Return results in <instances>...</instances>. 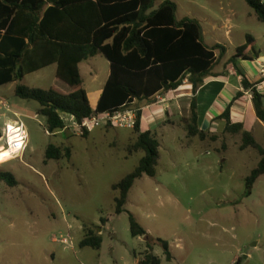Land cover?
<instances>
[{
    "label": "rangeland",
    "instance_id": "374dc122",
    "mask_svg": "<svg viewBox=\"0 0 264 264\" xmlns=\"http://www.w3.org/2000/svg\"><path fill=\"white\" fill-rule=\"evenodd\" d=\"M164 0H155L154 8ZM177 6V16L216 19L219 41L225 44V13L239 30H245L264 52V24L244 0H165ZM192 2V5L189 3ZM250 14V16H248ZM207 34L210 27L202 24ZM209 35L207 42H210ZM55 67L24 78L28 88L70 93L54 75ZM109 63L101 55L83 62L80 73L88 92L102 90ZM16 83L0 87V171L16 180L8 186L0 180V264H136L149 253L144 237L133 238L129 215L147 231L159 264H264V175L250 192L245 178L257 168L260 154L241 151V135L225 130L216 141L187 138L181 118L189 116L184 100L171 99L165 117L167 127L158 135L155 176H142L127 194L124 211L116 215L118 192L111 189L137 167L142 152H129L137 134L133 129L102 125L87 137L61 114L63 131L50 134L38 114L36 101L20 100ZM151 102H136L139 109ZM161 104V103H160ZM14 121L26 131L25 148L20 140L10 143L19 154L5 149L6 128ZM9 135L19 131L8 129ZM257 143L264 146V130L253 127ZM201 141V142H200ZM53 145L62 155L46 160ZM68 150V153H67ZM94 225L101 237L100 249L80 247L83 225ZM60 238L68 241L67 245ZM168 243L171 260L153 240Z\"/></svg>",
    "mask_w": 264,
    "mask_h": 264
},
{
    "label": "trees",
    "instance_id": "16d2710c",
    "mask_svg": "<svg viewBox=\"0 0 264 264\" xmlns=\"http://www.w3.org/2000/svg\"><path fill=\"white\" fill-rule=\"evenodd\" d=\"M155 0H0V87L17 82L14 94L20 100L36 101L38 114L45 118L50 134L63 131L66 114L80 124L85 118L102 113H118L133 107L136 102H151L157 95L176 91L187 80L192 87L189 116L181 118L187 138L216 141V135L201 131L197 125L195 95L204 78L211 76L216 62L224 56L226 47H208L203 41L200 22L184 17L176 18V5L163 1L154 8ZM264 24V0L243 1ZM215 51L218 55H215ZM97 55L109 63V75L95 110L88 101L79 64ZM260 55L255 39L247 35L245 43L235 49L228 62L253 61ZM57 65L55 78L65 83L70 93L53 88H28L23 78L42 68ZM243 90H251V103L256 118L264 124V95L257 83L242 76ZM242 96V93L232 100ZM218 118L225 122L224 130L240 134V149H255L260 154L257 168L245 178L247 192L264 175V146H259L240 124H231L230 106ZM141 108V107H140ZM139 110L134 124L137 138L129 152H142L143 157L134 170L111 187L118 192L116 215L124 211L127 194L142 176L154 177L158 164L159 143L155 131L141 132ZM168 116V111L166 112ZM87 137L89 131L82 130ZM1 135V133H0ZM68 153V150H67ZM61 151L53 145L46 150V160H59ZM0 180L8 186L15 178L0 171ZM131 236L147 240V253L137 264H159L151 254L149 234L129 215ZM94 225H83L80 247L100 249L101 237ZM171 260L169 245L161 239L153 240Z\"/></svg>",
    "mask_w": 264,
    "mask_h": 264
},
{
    "label": "crops",
    "instance_id": "0c3cea01",
    "mask_svg": "<svg viewBox=\"0 0 264 264\" xmlns=\"http://www.w3.org/2000/svg\"><path fill=\"white\" fill-rule=\"evenodd\" d=\"M189 4L192 5V2H190ZM231 16L237 17V13L235 10H231ZM231 16H229L228 13H225V19H224L225 23L222 25V29L225 30V33L223 34L225 40L224 42H226L225 44H228L230 46L231 53L227 54V47L225 46L226 47L225 54L223 57L219 59L218 62H216L213 70L211 71V76H207L206 78H204L202 85L197 89L195 95L196 105H197V115H198L197 125L199 130L208 132V134L210 135L219 134V132L223 131L225 128V122L223 120H219L218 118L223 114V112L230 104V102H232L230 106L231 124L232 125L240 124L242 126V131L249 132L252 135V137L255 139V136L252 132L253 127L254 126L259 127L262 130H264V124H262L256 118V114L251 103V97H252L251 90L250 89L243 90L241 81H242V76H244L250 83H257L256 85L257 91L261 95H264V74H261V67L264 66V52L258 50L260 52V55L257 59H254L253 61H239L235 65L228 62L229 58L235 53V49L242 46L245 43V37L247 35H250L247 34L245 30H239L241 35L234 36L232 30L233 29L237 30V27L235 26V24H233L231 20ZM248 16H250V14H248ZM184 17H188V16H184ZM176 18L178 20L182 19V18H178L177 16V6H176ZM188 18L196 19L200 22V26L203 34V41L206 46L212 48L215 45H221L220 44L221 41H219L221 39V33L218 31V29H216L215 26L216 19H212L210 16H206L203 18L202 17L200 18L198 16H195L193 18L192 17H188ZM204 23H207V25L210 27V30L207 34L204 32L202 27V24ZM208 35L210 36L209 37L210 42H207ZM215 55H218L217 51H215ZM82 63H80L78 67L80 76H81L80 67ZM52 66L55 67L54 70V75H55L57 65H51L48 67H52ZM47 68H42V69H47ZM24 78L22 81L23 85H24L23 83ZM12 83L17 84V82H12ZM82 84H83V80H82ZM83 88H84V84H83ZM103 88L102 90L100 89L95 92H88L84 88L90 106L93 110H95L97 106ZM238 93H242V96L232 101L238 95ZM192 94L193 93H192L191 84L185 79L183 80L181 86L176 91L170 92L165 95L162 94L157 95L159 98H156L157 97L156 96L152 104L143 105V107L141 106L140 111L142 116L140 117V131L153 132L159 129L163 135L167 129V127L164 126L166 112L170 109L169 108L170 104L168 103V101L175 98L177 99L182 98L185 102L184 104L186 106L187 111H189V103L191 101ZM262 102H264V100H262ZM9 124L12 125L11 123H7V125ZM11 128L9 127L8 129ZM8 129L6 128L5 130L6 132L9 133ZM10 134L14 135L17 133L12 132ZM158 135L162 137L161 134H157V137ZM234 135H238V134H234ZM257 145L260 146V143H257ZM245 149H249V148H245ZM245 149H241V151Z\"/></svg>",
    "mask_w": 264,
    "mask_h": 264
},
{
    "label": "built area",
    "instance_id": "2783aa9c",
    "mask_svg": "<svg viewBox=\"0 0 264 264\" xmlns=\"http://www.w3.org/2000/svg\"><path fill=\"white\" fill-rule=\"evenodd\" d=\"M261 74H264V66L261 67ZM156 98H159L158 96ZM139 110L131 107L127 108L121 112L118 113H102V114H95L91 115L87 118H85L80 124H77L73 118L72 119V126H74V129H78L80 131L87 130L89 133H91L95 128H99L102 125L110 126V127H117L120 129H133L136 116L138 115ZM13 127L19 131L18 135H21V143L24 144L25 148V141H26V131L22 123H19L18 121L13 122ZM11 136L8 132L5 135L4 143H5V149L10 148V140ZM23 148V150H24ZM21 150V152H23ZM20 152V153H21ZM60 242L63 245H67L68 241L66 239L60 238Z\"/></svg>",
    "mask_w": 264,
    "mask_h": 264
},
{
    "label": "bare ground",
    "instance_id": "6f19581e",
    "mask_svg": "<svg viewBox=\"0 0 264 264\" xmlns=\"http://www.w3.org/2000/svg\"><path fill=\"white\" fill-rule=\"evenodd\" d=\"M20 136H21V135H18V134H14V135H12V136H11L10 143L13 142V141H15V140H20V142H21V138H20ZM21 145H22L21 150H23V148H24V144L21 143ZM10 148H11V147H10ZM13 149H14V151H15L16 153H19V151H20V149L17 148V146L14 147ZM13 149L11 148V153L14 154V155H17V154H15V152L13 151ZM19 154H20V153H19ZM19 154H18V155H19ZM18 155H17V156H18Z\"/></svg>",
    "mask_w": 264,
    "mask_h": 264
}]
</instances>
